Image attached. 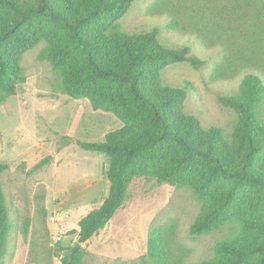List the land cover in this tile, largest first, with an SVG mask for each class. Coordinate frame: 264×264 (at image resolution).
I'll list each match as a JSON object with an SVG mask.
<instances>
[{"label": "rangeland", "instance_id": "obj_1", "mask_svg": "<svg viewBox=\"0 0 264 264\" xmlns=\"http://www.w3.org/2000/svg\"><path fill=\"white\" fill-rule=\"evenodd\" d=\"M119 23L130 34L158 28L163 44L189 46V54L204 61L199 68L168 65L161 79L174 87L191 82L185 111L230 139L238 113L219 98L236 94L249 73L264 80V0H135ZM46 46L40 41L24 53V80L15 94H0V163L8 165L0 182L12 223L4 264H54L56 255L70 252L79 221L101 206L110 188L108 156L78 141H103L123 126L113 113L66 92L61 72L40 58ZM261 113L264 118V105ZM205 206L189 186L136 177L106 226L81 243L83 264H151L146 255L154 227L165 229L172 264H200L242 228L228 221L193 238L190 227ZM56 211L64 212V221L51 226ZM59 229L60 243L54 238Z\"/></svg>", "mask_w": 264, "mask_h": 264}, {"label": "trees", "instance_id": "obj_2", "mask_svg": "<svg viewBox=\"0 0 264 264\" xmlns=\"http://www.w3.org/2000/svg\"><path fill=\"white\" fill-rule=\"evenodd\" d=\"M135 0H0V94L16 93L24 80L21 59L40 41V58L61 72L66 92L113 113L123 126L103 141H78L109 158L110 188L100 207L79 221L78 241L104 228L125 200L131 182L152 176L186 185L206 206L190 227L193 238L228 221L242 224L233 239L218 243L200 264H264V80L247 74L236 94L221 96L238 113L231 138L218 126L204 128L185 111L192 83L162 82V70L188 62L199 68L190 47L163 44L159 29L127 33L119 20ZM8 168L0 163V174ZM12 223L0 182V264H4ZM61 245L60 249H63ZM74 248V247H73ZM64 264H83L81 249ZM151 264H172L165 229L154 227L146 255Z\"/></svg>", "mask_w": 264, "mask_h": 264}, {"label": "built area", "instance_id": "obj_3", "mask_svg": "<svg viewBox=\"0 0 264 264\" xmlns=\"http://www.w3.org/2000/svg\"><path fill=\"white\" fill-rule=\"evenodd\" d=\"M64 221V212L62 211H56L55 213H53L50 217V225L51 226H56L60 223H63ZM60 229L59 231H55L54 232V238L56 242H64V236L60 233ZM54 264H64L63 262V256L62 255H56L54 258Z\"/></svg>", "mask_w": 264, "mask_h": 264}, {"label": "water", "instance_id": "obj_4", "mask_svg": "<svg viewBox=\"0 0 264 264\" xmlns=\"http://www.w3.org/2000/svg\"><path fill=\"white\" fill-rule=\"evenodd\" d=\"M80 247H81V243H80L79 241H77V242L75 243V245H74L73 250H72V255H71V257L74 256V254L76 253V251H78V250L80 249Z\"/></svg>", "mask_w": 264, "mask_h": 264}]
</instances>
